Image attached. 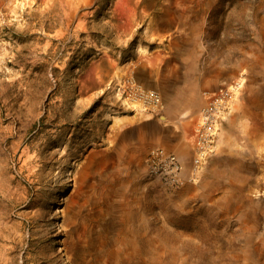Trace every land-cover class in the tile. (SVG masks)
I'll return each instance as SVG.
<instances>
[{
    "label": "rangeland",
    "instance_id": "rangeland-1",
    "mask_svg": "<svg viewBox=\"0 0 264 264\" xmlns=\"http://www.w3.org/2000/svg\"><path fill=\"white\" fill-rule=\"evenodd\" d=\"M0 264H264V0H0Z\"/></svg>",
    "mask_w": 264,
    "mask_h": 264
},
{
    "label": "built area",
    "instance_id": "built-area-1",
    "mask_svg": "<svg viewBox=\"0 0 264 264\" xmlns=\"http://www.w3.org/2000/svg\"><path fill=\"white\" fill-rule=\"evenodd\" d=\"M146 170L150 176L157 178L165 186H178L183 181L179 157L174 152L161 147L152 150L148 155Z\"/></svg>",
    "mask_w": 264,
    "mask_h": 264
},
{
    "label": "bare ground",
    "instance_id": "bare-ground-1",
    "mask_svg": "<svg viewBox=\"0 0 264 264\" xmlns=\"http://www.w3.org/2000/svg\"><path fill=\"white\" fill-rule=\"evenodd\" d=\"M145 32H146V34H147V36L149 37V38H151V34H149V29L147 28L146 30H145ZM137 53H140V54H143L144 53V49H143V47H138L137 48ZM133 105H134V103H133ZM204 124H205V122L203 121V120H201L200 121V123H199V128H202L203 126H204ZM64 188H63V190H62V199H64V197H65V195H64Z\"/></svg>",
    "mask_w": 264,
    "mask_h": 264
},
{
    "label": "water",
    "instance_id": "water-1",
    "mask_svg": "<svg viewBox=\"0 0 264 264\" xmlns=\"http://www.w3.org/2000/svg\"><path fill=\"white\" fill-rule=\"evenodd\" d=\"M100 79H101V81L105 80L104 77H102V76L100 77Z\"/></svg>",
    "mask_w": 264,
    "mask_h": 264
}]
</instances>
